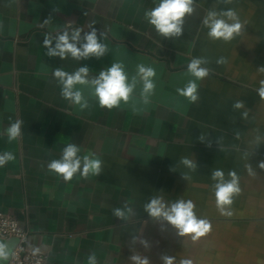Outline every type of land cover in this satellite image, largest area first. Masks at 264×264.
<instances>
[{"label": "crops", "instance_id": "1", "mask_svg": "<svg viewBox=\"0 0 264 264\" xmlns=\"http://www.w3.org/2000/svg\"><path fill=\"white\" fill-rule=\"evenodd\" d=\"M158 2L0 0V154L15 156L0 167V212L19 223L23 247L46 255L47 264H87L93 251L99 264H133L132 255L149 264H163L162 255L174 257V264H264V169L258 166L264 161V99L257 93L264 80L257 71L264 65V0H195L183 34L172 39L144 17ZM213 8L238 14L243 27L231 41L207 36L202 19ZM91 27L107 36L109 52L101 59L45 55V34ZM201 56L211 61L210 74L197 81L199 99L192 103L176 89L194 79L187 65ZM114 62L123 63L130 78L139 64L155 69L147 105L140 84L128 104L111 110L83 88L90 106L82 111L62 98L52 76L57 66L73 72L85 65L95 76ZM236 101L244 106L233 108ZM18 119L21 136L9 142L2 133ZM68 143L80 146L81 155L95 153L103 161L101 174L64 181L49 172L47 164ZM181 157L192 159L196 171ZM214 169L226 178L234 170L240 178L231 217L216 208ZM156 195L167 204L192 200L211 231L193 241L150 217L144 206ZM114 208L127 218L115 217Z\"/></svg>", "mask_w": 264, "mask_h": 264}, {"label": "clouds", "instance_id": "2", "mask_svg": "<svg viewBox=\"0 0 264 264\" xmlns=\"http://www.w3.org/2000/svg\"><path fill=\"white\" fill-rule=\"evenodd\" d=\"M220 3L230 4L232 0H218ZM195 11V0H159L155 7L145 11L146 21L154 27L155 31L167 39L179 38L184 32L185 17L190 16ZM51 17L44 20L48 24ZM203 27L208 29L207 36L211 40L231 41L239 35L243 25L234 9L216 10L210 9L202 19ZM2 27V25H0ZM72 25L67 24V28ZM65 28L55 36L45 34L42 44L46 49L45 55L48 58L59 57L60 60L72 58L76 61L88 60L91 58L101 59L108 52V46L103 42L107 39L106 33L99 32L95 27L90 31H83L81 28H74L69 32ZM83 33V35H82ZM223 63V59L216 61ZM211 61L207 57H195L187 65V72L194 77L189 80L183 88H177L180 96L185 97L190 102L195 103L199 99L197 81L209 76L210 69L206 65ZM257 71L264 73V65L259 66ZM90 68L85 66L78 67L73 72H68L61 66H57L52 72L53 79L60 86V94L63 99L71 105L78 106L80 110L89 108V100L84 95L83 88L91 90L101 108L109 110L119 108L121 104H128L132 99L137 85H142L140 99L143 104L150 102L156 88L154 77L156 71L153 67L144 64L137 65L135 75L129 77L125 66L121 62L111 63L110 66L101 69L98 75L91 76ZM79 86V87H78ZM258 95L264 99V80L260 81L257 89ZM243 101H236L233 108H242ZM21 120H15L2 134L7 136L9 142L17 140L21 136ZM202 140L203 137L201 136ZM81 148L75 143H68L62 150L58 159H52L47 164V170L62 177L64 181H71L77 174L83 179L89 176H99L102 172L103 161L93 152L83 155ZM15 159L13 153L5 151L0 154V167ZM179 162L191 171H196L197 164L187 157H181ZM259 168L264 169V161L259 162ZM249 172L252 168L249 165ZM184 179H188L187 175ZM213 193L217 210L223 216L233 215L232 205L234 199L240 195V178L234 170H229L227 178L222 169H214L211 172ZM145 211L152 218L162 220L177 230L178 235H191L193 241L205 236L211 231L212 225L205 218H198L195 213L196 205L192 200L176 199L175 202L167 204L162 196L156 195L150 198L145 204ZM127 208V205H125ZM131 212L130 208H127ZM113 215L120 219H126V212L122 208H114ZM135 241V238H134ZM147 246V245H146ZM7 245L0 243V260H7L8 253L5 251ZM133 264H149L147 258L139 255L130 257ZM174 257L162 255L163 264H174ZM87 264H99L97 255L93 251L87 256ZM180 264H192L191 259H183Z\"/></svg>", "mask_w": 264, "mask_h": 264}, {"label": "built area", "instance_id": "3", "mask_svg": "<svg viewBox=\"0 0 264 264\" xmlns=\"http://www.w3.org/2000/svg\"><path fill=\"white\" fill-rule=\"evenodd\" d=\"M25 237V231L15 219L0 212V239L18 240L8 260L0 264H47L46 255L30 252L23 247Z\"/></svg>", "mask_w": 264, "mask_h": 264}, {"label": "water", "instance_id": "4", "mask_svg": "<svg viewBox=\"0 0 264 264\" xmlns=\"http://www.w3.org/2000/svg\"><path fill=\"white\" fill-rule=\"evenodd\" d=\"M0 243H1V241H0ZM17 244H18V240L15 238H11V239L6 241L5 245H7V247H6L5 251L8 253V257H9V253L14 249V247Z\"/></svg>", "mask_w": 264, "mask_h": 264}, {"label": "rangeland", "instance_id": "5", "mask_svg": "<svg viewBox=\"0 0 264 264\" xmlns=\"http://www.w3.org/2000/svg\"><path fill=\"white\" fill-rule=\"evenodd\" d=\"M0 263H2V262H0Z\"/></svg>", "mask_w": 264, "mask_h": 264}]
</instances>
